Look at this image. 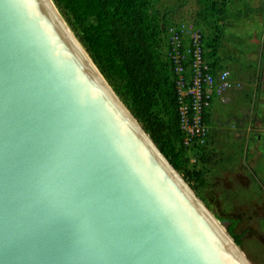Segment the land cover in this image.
Listing matches in <instances>:
<instances>
[{
    "label": "water",
    "instance_id": "1",
    "mask_svg": "<svg viewBox=\"0 0 264 264\" xmlns=\"http://www.w3.org/2000/svg\"><path fill=\"white\" fill-rule=\"evenodd\" d=\"M0 264H248L52 0H0Z\"/></svg>",
    "mask_w": 264,
    "mask_h": 264
},
{
    "label": "rangeland",
    "instance_id": "2",
    "mask_svg": "<svg viewBox=\"0 0 264 264\" xmlns=\"http://www.w3.org/2000/svg\"><path fill=\"white\" fill-rule=\"evenodd\" d=\"M148 2L159 27L181 22L198 31L206 60L213 57L228 71L230 87L207 112L208 142L198 163L195 150L188 152L189 167L201 170L198 193L223 231L235 220L241 255L248 264H264V0ZM209 2L223 7L222 20ZM159 36L164 48L166 30Z\"/></svg>",
    "mask_w": 264,
    "mask_h": 264
},
{
    "label": "trees",
    "instance_id": "3",
    "mask_svg": "<svg viewBox=\"0 0 264 264\" xmlns=\"http://www.w3.org/2000/svg\"><path fill=\"white\" fill-rule=\"evenodd\" d=\"M52 2L115 94L202 200L198 193L204 185L202 172L189 167L188 152L195 150L192 155L198 163L208 140L204 145H182L170 64L159 36L170 23L162 22L163 26L159 27L148 0ZM207 8L219 21L224 18L223 7L216 6L215 2H209ZM215 50L211 48V57L215 56ZM210 63L212 67L220 66L213 57ZM207 112L203 119L205 124ZM234 225L235 220L231 219L227 233L238 243V236L232 232Z\"/></svg>",
    "mask_w": 264,
    "mask_h": 264
},
{
    "label": "built area",
    "instance_id": "4",
    "mask_svg": "<svg viewBox=\"0 0 264 264\" xmlns=\"http://www.w3.org/2000/svg\"><path fill=\"white\" fill-rule=\"evenodd\" d=\"M165 30V56L176 94L182 145H204L208 140L204 115L213 99L230 87L228 71L219 65L212 67L206 60L204 40L198 31L181 22Z\"/></svg>",
    "mask_w": 264,
    "mask_h": 264
}]
</instances>
